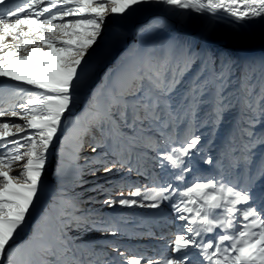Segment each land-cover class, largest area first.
Segmentation results:
<instances>
[{"label": "snow or ice", "instance_id": "obj_1", "mask_svg": "<svg viewBox=\"0 0 264 264\" xmlns=\"http://www.w3.org/2000/svg\"><path fill=\"white\" fill-rule=\"evenodd\" d=\"M110 14L135 38L110 34L109 47L125 51L96 84L89 57ZM257 43L264 48V0H0V117L22 121L0 120V264H264ZM88 138L93 155L81 164ZM132 173L144 182H129ZM85 175L103 200L76 191ZM44 196L31 235L17 244ZM166 205L170 218L159 225L150 213L162 217ZM132 232L168 254L123 247Z\"/></svg>", "mask_w": 264, "mask_h": 264}, {"label": "rangeland", "instance_id": "obj_2", "mask_svg": "<svg viewBox=\"0 0 264 264\" xmlns=\"http://www.w3.org/2000/svg\"><path fill=\"white\" fill-rule=\"evenodd\" d=\"M107 21L108 22H107L106 29H105V39L100 41V47H98L96 49V51L93 53L92 57H89V59L93 60L94 63L96 64L97 72L104 66L105 63L110 62L112 57H114L116 55L117 50L119 48H121V47L122 48L124 47V48L121 49V51L118 52V54L116 55L114 60L111 63H109L108 66L106 67V69L101 73V79L97 80V77H96V81H97L96 84H99L104 79V73L106 71H108V69L112 68L116 64L117 60L120 58V54L125 51L126 45H124L123 43L120 44V45H116L115 47H109V36H110V34L116 32V31H125V29H126L127 31H125V34L128 35V37L130 35L129 32H128V29L131 26L130 25H126L125 29L118 28V25L116 23V16L115 15L110 14L109 17L107 18ZM216 23L222 29L229 27V24H228L227 20L217 21ZM253 27L255 28L256 31L259 30V24L258 23L256 25H254ZM134 38H135V34L133 35L132 40L128 44H131L132 41L134 40ZM263 52H264V49L259 45V43H257L254 46V48L251 49V54L252 55H256V56L264 55ZM82 99L83 98L81 97V101H82ZM4 106H7L6 103H0V107H4ZM78 107H76L73 110V114L77 115V116L80 115L83 112V110H84V107H83L80 111H78ZM9 119L15 120L16 122H21L22 123V121H19L18 117H0V120H9ZM65 132H67V129H63L62 130L61 138H63V134ZM90 142H91V140H90V138H88V140L85 143L84 149H83V151L81 153V160L79 161V163H81V164L84 163V160H83L84 156L91 157L93 155V153L91 152V147L89 146ZM71 144H72V140H71V138H69V140L66 142V147H65L66 153H69V154L71 153V151H72ZM59 148H60V141L58 139L56 141L55 147L52 149V154L50 156V163H49V167H48V170H47V176H46V183L49 184L50 188L54 187L55 184H56V176L54 175V172L56 170V163H57V155H56V153H57V150ZM65 159H66V163L68 164V167H66L63 170L62 175H63V178L65 180L70 181L73 178V169L71 167L70 155L66 156ZM17 170L18 169L14 166L13 167V172H16ZM97 175L99 177H101L99 182L103 184L105 181L103 179V171H102V169L100 170V172L97 173ZM84 179L86 181H88V183L85 184L82 188H77L76 191L77 192H82L84 194V198L85 199H87L88 196H96V198L98 200H103L104 196L102 194L101 195H97L96 193H92V192L88 191V189L90 187H92V182L96 178L92 177L91 175H85ZM115 179L118 180L119 176H117ZM128 179H129V182L137 181V180H139L141 183L144 182L143 178L142 177H137L135 173H132L131 176ZM187 179L189 181H191L193 179V176L190 174V175H188ZM117 194H118L117 192L113 193V195H117ZM125 194H127V189H125ZM47 199H48V197L44 196L42 201H41V203H40V205L36 209L33 210V213H32V215L29 218V222H30L31 218H33V220L31 221V224H30V228L27 229V226L29 224V222H28V224L25 226L24 230L18 236V237L24 236L23 240L20 243H18V244L24 243L29 238V236L31 235L33 227L35 226L36 220L39 217L41 211L35 217H34V214H35L36 210H38L39 208H41V210H42V208L44 206V201L47 200ZM92 206H94L96 208H101L102 207L101 204H99V203H97L95 205H85V207H92ZM103 211L108 212L110 210L105 208V209H103ZM117 211L128 212L129 210L128 209H119L118 208ZM135 211L138 212V213H143L145 210L136 209ZM150 214H154V215L157 216V218L159 220V223H160L159 225H165V220L170 218L171 210L166 205L164 207V209H163V216L162 217L158 213L151 212ZM169 226L170 227L172 226L171 228H173L174 225H169ZM157 228L161 229L162 227L157 226L153 230L155 231ZM140 231H146V229H143V230H140ZM174 231H175V228H174ZM155 232L158 234V231H155ZM136 239H140V240L144 239L145 241L148 240L153 245H156V244H160L161 245V244H163V243L157 241L154 237H149V236H146V235H140V234H137L136 232H132L129 236L124 237L121 240V243H122L123 247L128 248L127 245H125L126 241L127 240H134L135 241ZM161 246H164V245H161Z\"/></svg>", "mask_w": 264, "mask_h": 264}, {"label": "bare ground", "instance_id": "obj_3", "mask_svg": "<svg viewBox=\"0 0 264 264\" xmlns=\"http://www.w3.org/2000/svg\"><path fill=\"white\" fill-rule=\"evenodd\" d=\"M109 17V16H108ZM254 48V47H253ZM252 48V49H253ZM264 49V48H263ZM253 53V52H252ZM264 53V52H263ZM262 53V54H263ZM256 56V55H255ZM115 63V62H114ZM166 221V220H165ZM160 224V223H159ZM162 224V223H161ZM174 225V224H173ZM172 227V226H171ZM169 225L165 226L161 229L157 228L155 231H158V234L163 230L165 232H168L169 230L174 231L175 226H173V228H171ZM162 243V242H161ZM128 249L132 250L133 252H135L136 250H140V251H146L149 254H152L153 249L156 250V255H167L168 254V250L164 247L161 246L163 244H156L153 245L152 243H150L148 240H140V239H136L134 240H127L126 244Z\"/></svg>", "mask_w": 264, "mask_h": 264}, {"label": "water", "instance_id": "obj_4", "mask_svg": "<svg viewBox=\"0 0 264 264\" xmlns=\"http://www.w3.org/2000/svg\"><path fill=\"white\" fill-rule=\"evenodd\" d=\"M128 32H129V37H128V43H129V41L132 39V37H133V35H134V30H132L131 29V27L128 29ZM122 49V47L121 48H119L118 50H117V53L120 51ZM108 66V63H105L104 64V66L97 72V80H99L100 78H101V73L106 69V67ZM86 99H87V96H83V100H82V102L80 103V105H79V107L81 108V107H83V105L85 104V101H86ZM32 220V219H31ZM30 220V221H31ZM20 241H22L21 239H19V238H17V240H16V243H19Z\"/></svg>", "mask_w": 264, "mask_h": 264}]
</instances>
